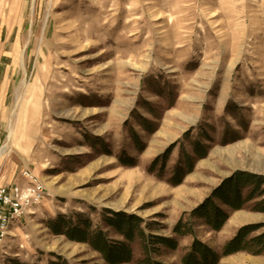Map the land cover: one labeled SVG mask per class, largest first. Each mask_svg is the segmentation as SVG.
<instances>
[{"label": "rangeland", "instance_id": "374dc122", "mask_svg": "<svg viewBox=\"0 0 264 264\" xmlns=\"http://www.w3.org/2000/svg\"><path fill=\"white\" fill-rule=\"evenodd\" d=\"M5 146L0 186L26 171L47 196L13 224L0 264H110L54 234L61 215L130 246L123 264H183L195 239L222 255L241 228L263 235L264 0H0ZM186 154L194 167L176 185ZM239 174L263 183L240 188L234 209L215 195ZM209 202L229 215L220 231L196 214ZM110 212L177 247L147 255L143 239L109 226ZM180 220L191 234L173 232ZM218 264H264V254Z\"/></svg>", "mask_w": 264, "mask_h": 264}, {"label": "trees", "instance_id": "16d2710c", "mask_svg": "<svg viewBox=\"0 0 264 264\" xmlns=\"http://www.w3.org/2000/svg\"><path fill=\"white\" fill-rule=\"evenodd\" d=\"M196 154L200 158L207 155V152L201 151V147ZM165 157H163L164 159ZM187 159V171L184 172L183 168L178 167L173 183L179 185L185 174L192 171L194 167V162L192 157L186 154ZM133 160L125 161V164L132 165ZM166 160H164L165 162ZM155 167V162L153 164ZM264 181V180H263ZM261 178H257L253 175L239 174L235 179L233 178L228 182V186L224 191H220L218 196L224 200L225 204H228L234 209H240L242 201V193L240 188L246 186H256L259 188L260 184L263 183ZM111 213V212H110ZM112 215L107 219L109 226H112L116 231L124 235L127 241H133L136 237L143 239L146 246L147 255H151V248H154L156 244H161L167 247L175 249L177 247L176 240H167L164 238H153L152 236H147L143 225L145 222L136 216H126L124 214L111 213ZM200 217L205 218L207 223L216 231H220L229 219V215L223 213L215 204L210 203L202 208L200 211L196 212ZM49 228L56 235L66 236L73 242L78 243H88L94 250L101 253L104 259L110 264H123L130 262L132 260L133 251L125 243H120L118 245H113L108 239L106 232L102 230H93V223L90 220H84L81 224H75L73 220L69 219L65 215L59 216L56 220L49 223ZM258 229L256 226H247L241 228L236 236L224 247L222 255L216 254L210 248L203 246L201 242L195 239L194 244L191 248V252L183 259V264H218L221 256H228L239 252H248L253 255L264 254V234L251 238V235ZM173 232L180 236H185L192 233L190 225L180 220ZM254 247H258L254 249ZM61 261V260H60ZM146 263L151 264L149 259ZM53 264H61V262H53ZM64 264H66L64 262Z\"/></svg>", "mask_w": 264, "mask_h": 264}, {"label": "built area", "instance_id": "2783aa9c", "mask_svg": "<svg viewBox=\"0 0 264 264\" xmlns=\"http://www.w3.org/2000/svg\"><path fill=\"white\" fill-rule=\"evenodd\" d=\"M27 184L0 186V248L14 223L33 213L47 196L42 182L32 173L24 172Z\"/></svg>", "mask_w": 264, "mask_h": 264}, {"label": "bare ground", "instance_id": "6f19581e", "mask_svg": "<svg viewBox=\"0 0 264 264\" xmlns=\"http://www.w3.org/2000/svg\"><path fill=\"white\" fill-rule=\"evenodd\" d=\"M11 136H13V133H11ZM5 150H6V146H5V148H2V150L0 151V158L3 157Z\"/></svg>", "mask_w": 264, "mask_h": 264}, {"label": "crops", "instance_id": "0c3cea01", "mask_svg": "<svg viewBox=\"0 0 264 264\" xmlns=\"http://www.w3.org/2000/svg\"><path fill=\"white\" fill-rule=\"evenodd\" d=\"M23 179L21 178V181L19 180L17 183H22L23 185H26L27 184V182L26 181H22Z\"/></svg>", "mask_w": 264, "mask_h": 264}]
</instances>
